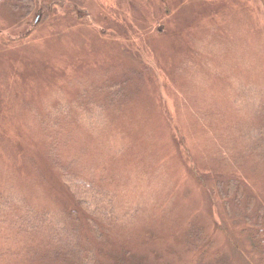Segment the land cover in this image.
Wrapping results in <instances>:
<instances>
[{
    "label": "rangeland",
    "instance_id": "1",
    "mask_svg": "<svg viewBox=\"0 0 264 264\" xmlns=\"http://www.w3.org/2000/svg\"><path fill=\"white\" fill-rule=\"evenodd\" d=\"M0 193V264H264V0H6Z\"/></svg>",
    "mask_w": 264,
    "mask_h": 264
},
{
    "label": "trees",
    "instance_id": "2",
    "mask_svg": "<svg viewBox=\"0 0 264 264\" xmlns=\"http://www.w3.org/2000/svg\"><path fill=\"white\" fill-rule=\"evenodd\" d=\"M5 1L6 0H0V5L3 4ZM104 103L105 104H103V105L105 106L106 101ZM107 103L109 106H111L113 104L115 105V103L112 102L110 98L107 101ZM63 117L64 116L61 117V121H62ZM80 117H82V116H80ZM52 129H54V128H52ZM91 132L95 133V132H93V130ZM65 133H67V131L64 130V140H63L64 142L67 141V137L65 136L66 135ZM50 136H51V134H48L47 137H48L49 145L46 146L45 150L37 151V152H31L33 154L30 157V162L32 164V167L33 168L36 167L38 169V171L40 173V175H38L40 183L43 180L45 183L49 182L47 176H45L43 173L44 170H42V168H40L41 169L40 170L37 167V165L39 166L40 163H43V164L48 166L50 171H52L53 175L56 177V180L60 186L72 190L74 188V185L78 186V185H81L83 182V181L81 182V177H82L81 174H83V171H79V168L81 166V160H80L81 155H80V153H77L71 159H66V161L60 160V156L58 153L59 152L58 147L60 145L57 144L55 138H54L53 143L50 144V140H49ZM35 154H37V155H35ZM17 155L23 156L25 154L22 150H19V152H17ZM42 155H43V157H42ZM106 168L107 167L104 168V171ZM85 171L92 172V171H94V169L90 166V167H87ZM85 173H88V172H85ZM70 181L72 182V184H70ZM3 194H6V193H0V226H2L3 224H7L16 230L15 227H16V224H18V220H22L26 217H30L31 213L40 214L42 216V217H40V216H37L35 214L36 218H43V217H45V214H48V213H41V212L36 211L33 207H31L30 205H28L24 201L22 202V204H20L18 202V205H19L18 207H16L15 205H17V204H15L13 202H9V203L7 202L6 203L5 200L8 199V201H9V197L7 198V195H3ZM23 200H26V199L24 198ZM76 206L77 205L75 204L73 208H70V210L66 209L64 211V213L67 216H69L73 225L78 226L79 224H81V221H82V219H80L81 218L80 216L82 213L79 212L78 209H76ZM84 220L87 221L88 228H90L92 233H94V231H93L94 228H97V229L100 228L101 229V227L99 226V222H97V218L95 215H93V219L87 218ZM104 224H105V222H104ZM102 230H105L104 226L102 227ZM25 233H31V231L25 230ZM17 234H21V233L18 232ZM35 248L39 249V250L41 249L39 245H37V247L35 246Z\"/></svg>",
    "mask_w": 264,
    "mask_h": 264
},
{
    "label": "flooded vegetation",
    "instance_id": "3",
    "mask_svg": "<svg viewBox=\"0 0 264 264\" xmlns=\"http://www.w3.org/2000/svg\"><path fill=\"white\" fill-rule=\"evenodd\" d=\"M39 14H40V12H39Z\"/></svg>",
    "mask_w": 264,
    "mask_h": 264
}]
</instances>
